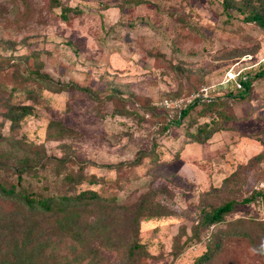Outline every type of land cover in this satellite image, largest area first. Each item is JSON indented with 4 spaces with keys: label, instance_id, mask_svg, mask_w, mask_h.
I'll list each match as a JSON object with an SVG mask.
<instances>
[{
    "label": "rangeland",
    "instance_id": "374dc122",
    "mask_svg": "<svg viewBox=\"0 0 264 264\" xmlns=\"http://www.w3.org/2000/svg\"><path fill=\"white\" fill-rule=\"evenodd\" d=\"M135 1L0 0V179L38 198L100 197L76 245L69 234L57 243L19 202H0L14 213L6 234L30 222L25 242L55 245L47 253L70 264H195L210 236L220 245L204 264H264V29L245 19L256 0L244 13L222 0ZM203 87L213 105L196 98L187 115L161 105ZM9 102L31 109L15 129ZM211 119L223 129L192 142ZM19 160L33 168L21 183ZM148 190L159 205L143 213L162 216L139 221L146 254L130 259L132 213ZM228 201L222 223L199 226Z\"/></svg>",
    "mask_w": 264,
    "mask_h": 264
},
{
    "label": "trees",
    "instance_id": "16d2710c",
    "mask_svg": "<svg viewBox=\"0 0 264 264\" xmlns=\"http://www.w3.org/2000/svg\"><path fill=\"white\" fill-rule=\"evenodd\" d=\"M135 2L139 4L142 2V0H136ZM251 3V0H222L221 4L224 10L231 9L244 13L243 6ZM245 19L247 22H253L258 27L264 29V0H256V6L249 10V13L248 15H246ZM256 76L257 77L255 78L264 76V69L263 71L257 73ZM252 80L253 79L251 77H248L247 75L244 76L243 79L239 80V84L243 92V94H240L239 97L249 93L252 85ZM217 100L218 98L214 97L213 100L205 102L201 104V106L208 107L210 105H213ZM193 106L194 105H187L181 113L187 115L189 109ZM30 112L31 109L28 106L12 105L9 102L5 118L10 123L11 128L15 129L19 125L21 120L26 115H29ZM211 120L212 121L210 122H204L202 125H199L196 133L192 135V142L203 144L207 142L215 132L223 129L222 123H224V121L222 119L220 121H218L219 119L216 121H214L213 119ZM0 157L2 156L0 155ZM40 160L41 159L37 161L40 162ZM18 162L19 168L17 169V172H19V176L17 179V183H21L22 173L32 172L33 168H31L26 160H19ZM92 181L93 180L90 179V182ZM149 193H152L153 196L156 194V192H150L148 190L146 195H143L140 202L137 203L132 213L131 223L129 225L132 232V241L128 248V258L130 259L135 258L139 255L146 254L143 245H141L138 241V231L136 229L139 221L147 216H162V214L160 213H143L146 211H153L154 208L159 205V201L157 199H153V201L150 198V196L152 197V195H149ZM99 199L100 197L97 195V193L89 190L80 192L74 196L64 195L57 197L50 196L38 198L34 195H31L30 193H27L25 190L20 189L17 185L12 183L7 184L0 179V202H9L11 206H13L16 202L23 204L25 206L24 208L26 209L25 213L28 214V219L32 218L33 222H35L34 219L43 221V232L51 231L57 234L59 238L57 243L63 241L64 239L62 238L68 234L71 235V239L74 242V245L84 241V237L82 235L84 232V228L86 227L83 226L91 224L87 221L91 203L99 201ZM113 200L114 199H111L110 201L112 202ZM245 202H249V200H246ZM234 205V201H228L223 205L214 208L210 212H204L199 226L207 230L211 225L222 223L224 221V218L232 212ZM0 214L2 215L3 220L0 221V243H3V245L0 246V264H70L69 262L65 261H56L54 256L47 253V250H52L55 245L50 247V243H42L36 240L25 242L24 239L28 232V226L30 222L27 223L28 225L24 223L23 225H21L22 229L20 230L18 235H7L6 232L12 231L9 228L15 227L14 213L12 211L5 212L1 208ZM98 223H103L104 227L105 222L103 220L98 221ZM45 225H48V228H46V230ZM34 226L37 227L39 226V224L35 223ZM106 229L109 230V228L107 227ZM88 232L92 233L91 226ZM8 237L9 240L6 239ZM210 237L211 238H209L208 242L206 243L207 251L199 259H197L195 264H204L209 261L212 258L214 251H216L219 247L220 240H212V236ZM105 239H107V241L110 240L108 236H106ZM107 241L105 245L109 244L107 243ZM29 246L30 250H28ZM97 251L98 250H96V252ZM77 261L78 258L73 260L71 263L75 264L74 262Z\"/></svg>",
    "mask_w": 264,
    "mask_h": 264
},
{
    "label": "built area",
    "instance_id": "2783aa9c",
    "mask_svg": "<svg viewBox=\"0 0 264 264\" xmlns=\"http://www.w3.org/2000/svg\"><path fill=\"white\" fill-rule=\"evenodd\" d=\"M237 86L241 87L240 84H238ZM211 91H212L211 87H203L199 90V92L196 95H194L190 98L188 97V98L184 99L185 101L178 99V101L175 100V102L173 103V101L164 100L161 103V105L164 106L166 109H168V108H172V109L179 108V109H181V108H185L187 105L193 104L194 101H196V100H194L196 98L201 102H209V101L214 99V97H212L210 95ZM174 105H175V107H174Z\"/></svg>",
    "mask_w": 264,
    "mask_h": 264
}]
</instances>
